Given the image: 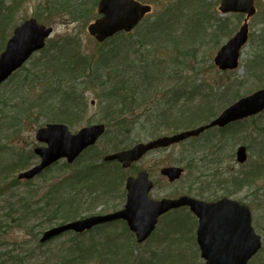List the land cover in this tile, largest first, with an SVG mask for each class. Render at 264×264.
<instances>
[{
  "label": "rangeland",
  "instance_id": "374dc122",
  "mask_svg": "<svg viewBox=\"0 0 264 264\" xmlns=\"http://www.w3.org/2000/svg\"><path fill=\"white\" fill-rule=\"evenodd\" d=\"M141 1L152 3L156 15L162 14L164 9L169 7L167 5L171 6L172 3H178V0ZM66 3L68 4L67 6H65ZM75 3L87 4L91 18L85 17L83 20L71 21L68 16V8L71 6L69 4L73 5ZM219 3L220 0H183L182 3H179V12L177 14L182 18L185 15V18L190 16L194 20H205L208 17V13L209 16L212 13L214 14L213 9L215 7L218 17H230V25L233 26L235 24L237 30L243 22V17L221 15L218 10ZM61 4L64 5L63 8ZM97 5V0H0V51L3 50L16 26L26 19L36 17L40 19V23L43 22L46 26L54 28V33L49 39L48 44L52 43L55 47L61 41L63 42L64 38H69L71 42L77 45L81 53L84 54L83 56L89 55L98 60L97 55L101 52V47L87 32L89 22L96 17ZM256 6L258 12L250 20L252 40L250 39L243 50L240 68L232 72H221L214 65L213 58L218 48L211 41L210 29H208L207 24L203 29L198 31V28H196L191 32L189 30H192L193 24H195L194 20L188 23V26L186 25V20L182 22L181 30L178 29V32L174 35L179 38L177 51L171 48L169 51L172 53H168L167 50L166 53L159 54V58L164 59L170 66H174L175 59L189 60L191 67L188 69L182 67L181 70L184 75L190 77L193 85L201 84V86L194 90L189 89L186 94H190L196 99L202 97L209 99L208 93H204L208 92L209 86L218 88L224 83L242 80L244 81V86L242 88L239 87L241 96H245L261 87V81L258 79V76L248 79L250 72L248 63H251L252 59L256 58L255 56L259 54L257 48L259 49L258 46L261 45L260 42L264 39V2H257ZM182 26L184 27L182 28ZM135 32L136 29L133 33ZM193 53L196 56H192ZM38 56H40V53H37L34 57ZM33 58L17 72L13 79L0 86L1 117L5 115L6 110L12 106L13 102H16V109L20 111L22 110L21 107H28L29 114H37L40 111L38 119L24 118V122H18V125L21 123L22 125L18 127V131L12 136L10 133L5 134L9 126L8 124L3 125L7 121L2 120L3 124L0 125V129H3L2 131L4 132L1 135L5 141L4 144H7L9 148H12L11 145H14L17 150L22 148L29 150V148L33 149L36 146H40L41 143L37 142L35 137L37 130L47 123L60 122L58 121V111L54 109L55 106H50V102H46L45 100L42 101L43 94H45L44 86L34 85L32 87L31 81L28 82L32 78V76L28 77L27 73L32 67ZM258 63L264 64V54L258 57ZM195 68L198 69L195 70ZM49 73L53 76L51 78L52 81H58L59 77L56 72L51 73L49 71ZM90 81L93 82V80ZM15 83L17 86L13 88ZM80 88L82 87L80 86ZM80 88L76 89V92H73V96H75L74 102L77 106L81 99L84 101V104H81L80 108L75 109L77 115H80L81 118H76L78 120L74 121L73 125L70 122L66 123L73 133L85 126L109 121H104V116L106 117L107 113L104 108L105 103L103 102L105 97L102 95L100 88H87L85 92L80 90ZM227 93L230 94V92ZM230 98L231 95L227 94H219L217 97H214L213 102L217 105V108L212 112L211 116H217L223 110L221 107L225 100ZM190 104L198 105V103L190 102L188 99L182 101L178 108L187 109ZM150 105L151 103L148 104V106ZM199 106L207 108L209 111L212 110L205 102L202 106L200 104ZM204 113L197 115L194 121L184 122L183 127L201 125L207 119L206 117L209 116L208 114L204 117ZM144 114L145 105H141L139 109L136 108L132 113L130 111L123 113V116L127 118H123L121 121L128 128L130 126L133 128L131 129L130 127L131 131L127 135H124L125 132H117L120 129L118 127L120 122L115 118L110 123L111 125L107 124L105 134L99 138L96 145L77 159L66 172L61 168V165L66 161L61 160L58 164L51 167L50 170L48 169L34 179L20 181L17 176L22 171L39 162V158L36 157L26 169L13 171L9 169L11 170V174H1L0 217L8 214L13 209L15 218L8 220V228L3 230L2 235H0V264H77L64 258L68 253L67 249L69 250L72 247H77L79 254H82L80 264H107L109 260L106 258L107 252L105 248L101 249L100 254L97 252V247L113 245L121 246L124 254L113 258L112 264H205V261L200 256L201 253L198 246L191 241V239L195 241L197 224L196 222H192V216L186 210H179L178 213H173L174 215H171L168 219H163L155 235L149 242L144 244L137 243L134 234L124 222H118L109 226H99L80 236H76L73 233H64L51 241L40 243L43 233L52 226L59 225L63 219L61 217L50 219L48 216H42L39 220L36 219V211H33L37 207L34 204L35 201L47 193L56 180L83 164V162H104L103 158L105 155L115 152L117 147L119 149L122 148V145H118L120 139H125L124 137L127 136L132 145L139 141L151 139L150 129L152 126H148L146 122H143L145 120ZM128 118L131 120H127ZM170 120L171 122L174 120L173 116L169 118ZM251 124L255 128H258H251ZM241 127L238 126L239 129ZM243 129L246 130L234 138H229L228 143L227 141H223V147L218 152L212 151L214 149L211 148V141L223 135L227 136L233 130L218 131L217 129H211L209 133L205 132L196 139H188L170 149L149 155L143 162L137 163L131 170L118 169V166L115 164H107L108 168L106 169L112 173V176L108 178L110 179L109 182H113V189L106 192L104 189H100L98 192L92 194L94 200L91 197L89 204L87 202H82V204L74 203V211L79 212V216L81 215L80 217H82L122 208L126 202V178L129 175L136 176L140 170L147 169L150 172L151 178L157 184L152 192L155 198L165 195L174 197L187 194L191 184L196 186L199 184L198 188L201 189V192L197 195L193 193L190 195L206 200L213 199L214 196L226 195L248 204L252 208L253 225L263 239V248L250 264H264V167L263 165H258L260 164L259 162H256V160H260L262 156L261 147L264 146V141H262L264 137V114L258 116L253 122H245ZM239 145L247 146L250 154L248 161L243 165L239 164L236 160V150ZM205 153H208V156L204 158ZM5 157L7 158L8 156H0L2 161L5 159L3 162H0L1 165L8 163L9 159ZM164 166L184 167L185 173L179 181L169 183L160 174V169ZM256 168L259 170L255 171ZM234 170L238 171V173H235ZM238 175H241V178ZM255 175L260 176L255 179ZM246 177L249 179H247V182L243 186H240L239 184L241 182L244 183ZM14 178H17L20 182L14 183ZM79 188L83 190V186ZM219 190L221 192H218ZM256 191L259 192L256 193ZM23 203L31 204V211L27 212V209L22 205ZM52 203V206L55 207L56 200L53 199ZM58 216H60V213H58ZM182 219L186 223L185 231L181 234L182 236L178 237L179 233L172 230V235H167L166 231L170 227L167 222L172 221L171 224L175 222V225L181 230L179 221ZM167 237H170L172 242L163 240ZM175 238H177L176 241ZM188 239H190L189 242H187ZM75 242L76 244H73ZM80 242L81 244H77ZM38 244H41V246ZM83 244H87V247L83 248ZM178 249L180 250L177 251ZM27 250H31V256L26 253ZM19 255L21 257L16 261L15 259Z\"/></svg>",
  "mask_w": 264,
  "mask_h": 264
},
{
  "label": "trees",
  "instance_id": "16d2710c",
  "mask_svg": "<svg viewBox=\"0 0 264 264\" xmlns=\"http://www.w3.org/2000/svg\"><path fill=\"white\" fill-rule=\"evenodd\" d=\"M180 2L182 3L183 0H178V3H172L171 6L167 5L169 7L165 8L162 14L156 15L155 13L154 15L147 16L136 29L135 33H121L107 41L105 45H101V52L97 55L98 60L89 55L83 56L84 54L81 53L77 45L68 39H65L63 42L61 41L55 47L50 43L40 52V56L33 59L32 67L28 70L27 75L30 72H35L37 73V77L32 76L28 82L31 81L32 87L34 85H43L45 94H43L42 101L45 100L46 102H50V106H55L54 109L58 111V121L62 123L70 122L71 125H73L74 121L78 120L76 118H81L80 115H77L75 109L80 108L81 104H84V101L81 99L77 106L74 102L75 96H73V92H76V89L80 88V86L82 87L80 90L84 92L87 88H100L102 95L105 97L103 102L105 103L104 108L107 113V116H104V121L109 120L105 121V124L109 125L117 118L120 122L118 124L120 129L117 132H125L124 135H127L133 128L132 126H130L131 129L130 127L128 128L121 121V119L127 118L123 116V113L129 109L143 105L149 99L146 96L144 98V95L160 97V104L147 108L144 114L145 120L143 122L149 123L148 126H152L150 129L151 136H159L165 130L174 132L183 128H189L183 127L182 121L188 120L190 117L194 119L200 113L205 112L204 117L209 114L204 122L210 120L214 111H209L207 108L199 107L195 112L178 108L182 101L190 99L191 95L186 94L189 89L194 90L201 86V84L193 85L190 77L184 75L181 70L182 67L184 69L191 67L189 60L175 59L174 66H170L164 59L159 58V54H164L167 50L168 53H172L169 51L171 48L177 51L179 38L174 35L178 32V29L181 30L184 20H186L187 26L188 23L194 20L190 16L185 18L184 15L182 18L177 14ZM67 5L66 3L65 6ZM69 5L71 6L68 8V16L71 21L83 20L89 14L87 4L75 3ZM63 6L61 4L62 8ZM213 12L214 14L212 13L210 16L208 13V17L205 20H194L195 24H193L192 30L189 31L192 32L196 28L199 31L207 24L208 29H210L211 41L218 48L224 40H227L234 34L236 26L235 24L233 26L230 25V17H218L215 7ZM260 43L259 49L257 48L259 54L255 56L256 58L252 59L251 63H248L250 70L248 79L258 76V79L261 81L260 86L262 87L264 86V64L258 63V57L264 54V39ZM192 56H196V54L193 53ZM175 66L176 68H174ZM197 69L195 68V70ZM49 71L58 74V81L51 80L53 76ZM80 78H83V80L78 81ZM90 80H93V82ZM16 86L17 84L15 83L13 88ZM243 86V80L224 83L218 88L209 86L208 92H204L208 93L210 98L207 99V103L212 104L213 98L219 94L231 95V98L226 99L223 103L222 106L224 107L241 96L239 87L242 88ZM227 92H230V94ZM21 108V111L16 109V102H13L12 106L6 110L5 115L3 117L0 116V125L3 124V120L7 121L3 125L8 124L9 126L5 134L10 133L11 136L14 135L18 131V127L22 125V123L18 125V122H24V118L38 119L40 111L37 114H29L28 107ZM170 112L174 115L172 122L168 118V113L171 114ZM161 114L162 116H159ZM127 120L131 119L128 118ZM2 130L0 129V156H8L5 158L9 160L6 164H0V176L1 174H11V170L26 169L36 159L32 148H29V150H24V148L17 150L14 145H11L12 148H9L7 144L1 143L4 140L1 137L4 133ZM129 135L132 136L133 134ZM124 138L119 140L118 145L126 146L132 144V142H129L130 140L127 136ZM262 141H264V137ZM118 149L119 147L116 150ZM261 150V165H264V146L261 147ZM3 161L0 159V162ZM115 165L118 166V169L121 168L119 164L115 163ZM61 166L63 171L66 172L72 165L64 162ZM106 168H108V165L104 162H83V164L56 180L47 193L39 197L35 203L33 202L37 206L33 210L36 211V219L39 220L42 216H48L50 219L61 217L63 219L61 223H63L80 217L79 212L74 211V203L82 204V202H87L89 204L91 197L94 200L92 194L98 192L100 189H104L105 192L113 189V182H109L110 179L108 178L112 176V173ZM241 175L238 176L241 178ZM247 179L249 178L246 177L244 179L245 182H241L239 185L243 186L247 182ZM13 182L18 183L20 181L14 178ZM81 186H83V190L79 188ZM193 188H189L188 192L191 193ZM195 191H199V189L197 188ZM218 192H221V190ZM36 195L38 196V194ZM53 199L56 200L55 207L52 206ZM22 205L27 209V212L31 211V204L23 203ZM52 208L53 210H51ZM58 213H60V216H58ZM12 218H15L13 209L8 214L0 217V235H2L3 230L8 228L7 222ZM176 232L182 234L183 230H176ZM73 244H76V242ZM38 245L41 246V244ZM38 245L36 246L38 247ZM84 247H87V244H83ZM111 249L110 254L107 256L109 259L107 264H112V259L118 257L121 247L114 246ZM67 251L68 253L64 258L73 263H81L82 254H79L77 247L69 248ZM26 253L31 256V250H27ZM121 254L119 253V256ZM20 257V255L17 256L15 260L17 261Z\"/></svg>",
  "mask_w": 264,
  "mask_h": 264
},
{
  "label": "water",
  "instance_id": "95a60500",
  "mask_svg": "<svg viewBox=\"0 0 264 264\" xmlns=\"http://www.w3.org/2000/svg\"><path fill=\"white\" fill-rule=\"evenodd\" d=\"M255 0H221L219 10L222 14L244 13L245 22L239 31L217 52L214 62L221 70H234L239 66L242 48L249 38V18L256 13ZM152 11V6L138 0H100L97 18L88 26L89 33L99 42H104L115 34L133 30L142 18ZM53 28L38 23L35 18L26 20L15 28L0 55V85L38 50L46 45ZM264 110V88L240 98L207 125L185 130L173 135H165L149 142H139L127 150H121L105 157L106 161H119L129 168L149 151L195 137L214 126L227 124L255 115ZM104 125L83 128L72 134L65 124H48L37 131L36 138L45 146L35 148L40 157L39 164L19 174L20 179H33L56 161L66 158L73 163L81 152L96 143L104 132ZM239 162L247 159L245 147L237 152ZM184 169L179 166L164 167L161 173L170 181L179 179ZM126 187L128 201L125 209L104 216H93L69 222L47 230L41 242L48 241L65 231L83 232L93 226L115 219L127 220L130 228L136 232L139 242L144 241L155 229L158 218L171 209L189 206L199 217L197 231L198 243L206 264H248L249 260L262 246L261 236L252 226L251 211L248 206L235 200L223 198L207 203L188 195L179 198L154 200L149 197L153 187L146 170L138 176L129 177Z\"/></svg>",
  "mask_w": 264,
  "mask_h": 264
},
{
  "label": "bare ground",
  "instance_id": "6f19581e",
  "mask_svg": "<svg viewBox=\"0 0 264 264\" xmlns=\"http://www.w3.org/2000/svg\"><path fill=\"white\" fill-rule=\"evenodd\" d=\"M86 17H88V18H91V16H89V14L86 16ZM30 76H34V77H37V73H35V72H30L29 74H28V77H30ZM145 96L146 97H148L149 99H147L146 101H145V103L143 104V105H145V110L147 109V108H151V107H153V106H156V105H158V104H160V97L158 98V96H148V95H144V98H145ZM149 103H151V105L150 106H148V104ZM138 109L140 108V107H137ZM135 109L136 108H132V109H129L128 110V112L130 111L131 113L132 112H134L135 111ZM173 112V111H172ZM172 112H170L171 114H169L168 113V117L170 118V117H172L173 116V113ZM176 112V111H175ZM149 113V112H148ZM159 116H162V114L161 115H159ZM147 124H149V123H147ZM118 139V138H117ZM1 143H5V141L4 140H2V142ZM130 148H132V146L131 145H122V149L123 150H127V149H130ZM144 157H142L139 161H137V162H140L142 159H143ZM162 198H172V197H170V195H165V196H161ZM185 207H187V209L189 208V210L192 212V210H191V208L189 207V206H185ZM186 210V209H185ZM187 211V210H186ZM190 211H188V212H190ZM172 222V221H171ZM171 222H169V226H170V229L173 231L174 230V232H176V229L178 228L175 224V222H173L172 224H171ZM171 224V225H170ZM155 235V234H154ZM170 236V235H169ZM179 237H181V236H179ZM163 240H166V241H171L172 242V239L170 238V237H167V238H165V239H163ZM190 241V239H188V241L187 242H189ZM172 244V243H171ZM172 246H173V244H172ZM174 247V246H173ZM180 249H178L177 251H179ZM173 252V251H172Z\"/></svg>",
  "mask_w": 264,
  "mask_h": 264
},
{
  "label": "flooded vegetation",
  "instance_id": "af4514ba",
  "mask_svg": "<svg viewBox=\"0 0 264 264\" xmlns=\"http://www.w3.org/2000/svg\"><path fill=\"white\" fill-rule=\"evenodd\" d=\"M174 146H176V145H172V146H170L169 148H162V149H158V150H153V151H151V152H149L147 155H145L144 156V158L140 161V162H143L144 161V159L145 158H147L149 155H151V154H153V153H157V152H160V151H165V150H167V149H170V148H172V147H174ZM154 182V181H153ZM156 186H157V184L154 182V187L156 188ZM154 196V195H153ZM176 197H178V196H174L173 198H176ZM160 198H162V197H160ZM160 198H155V199H160ZM232 198V197H231ZM213 199H215V200H209V201H216V200H218L219 199V197L217 198V197H215V198H213ZM187 210V211H190L189 210V208L187 209V207H182V208H180L179 210ZM118 210V209H117ZM176 209L175 210H171V211H169V212H167V213H165V214H163L160 218H159V221H158V224H157V226H156V229H158V227H159V224H160V222L163 220V219H168V217H170L171 215H174L175 213H176ZM106 213H108V212H104V213H102L101 212V214H106ZM174 213V214H173ZM190 214H191V218H192V222H196V224H197V227H198V225H199V221H198V218L196 217V215L193 213V212H189ZM123 221V220H122ZM167 224H168V226H169V223L167 222ZM152 236V235H151ZM150 238V237H149ZM195 239V241L193 240V239H191V241L192 242H194L195 244H196V246H197V237H195L194 238ZM151 239H147V241H145L146 243L147 242H149ZM176 241V240H175ZM193 243V244H194ZM194 244V245H195Z\"/></svg>",
  "mask_w": 264,
  "mask_h": 264
}]
</instances>
